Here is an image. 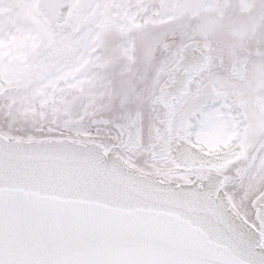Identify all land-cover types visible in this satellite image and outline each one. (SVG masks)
Listing matches in <instances>:
<instances>
[{
    "label": "snow or ice",
    "instance_id": "6c2138e0",
    "mask_svg": "<svg viewBox=\"0 0 264 264\" xmlns=\"http://www.w3.org/2000/svg\"><path fill=\"white\" fill-rule=\"evenodd\" d=\"M0 264H264V0H0Z\"/></svg>",
    "mask_w": 264,
    "mask_h": 264
}]
</instances>
